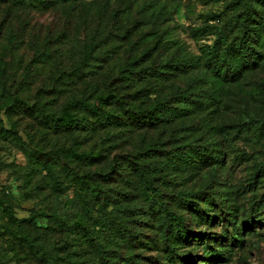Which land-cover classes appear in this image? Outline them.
<instances>
[{"label":"rangeland","instance_id":"1","mask_svg":"<svg viewBox=\"0 0 264 264\" xmlns=\"http://www.w3.org/2000/svg\"><path fill=\"white\" fill-rule=\"evenodd\" d=\"M86 1L85 19L68 5L0 6V124L16 132L0 134V264H264V68L225 82L203 64L219 31L238 34L247 0ZM85 24L103 43L80 57ZM148 65L166 73L146 85L128 72ZM76 66L69 91L61 72ZM55 77L57 108L72 93H113L124 108L183 109L164 127L103 129L81 143L101 153L86 180L96 195L82 201L67 178L53 188L40 162L52 156L71 172V135L3 108L10 92L49 99ZM143 84L149 98H132ZM184 91L203 104L176 102Z\"/></svg>","mask_w":264,"mask_h":264},{"label":"trees","instance_id":"2","mask_svg":"<svg viewBox=\"0 0 264 264\" xmlns=\"http://www.w3.org/2000/svg\"><path fill=\"white\" fill-rule=\"evenodd\" d=\"M91 4V2H87L86 0H0V6L6 5L12 10L16 9V12H23L25 9L44 11L51 8L55 9L58 5H68L66 6V9L69 10L68 13L71 14V10H77L79 11L78 15L84 19V15H87L89 10L87 6ZM241 6L243 10L241 14L242 18L238 25V34L229 38L230 36L224 28L223 31H219L215 42L203 51V64L209 68L214 78L221 79L225 82L238 81L244 72L264 68V0H247L241 4ZM64 7H62V9H64ZM85 28L83 39L78 41L76 46L77 50H75V53H79L80 57L100 50L103 43L102 39L95 38L93 34L94 29H91L86 24ZM1 37L2 35L0 34V39ZM66 38L71 40L70 36H66ZM51 53H53L52 50L48 52L47 56L53 59ZM182 65L189 66L190 64L187 63ZM162 66L163 68H167L171 66V64L168 62L162 64ZM78 69L79 67L76 66L73 69L70 68L68 72L60 73L61 78H63L66 73V81L64 80L62 83L68 87L66 89L69 91H71L69 88L71 87V83H74L72 75L77 79L80 78L79 74H75V71H79ZM128 72L139 80L146 79V85L150 82L151 78L153 79V77L158 74L166 73L163 71L157 72L153 66L149 65L141 68L137 72L132 70H128ZM144 74H147V76ZM85 75L87 74L85 73ZM134 77L130 79L134 80ZM57 79L56 77L53 79V84H51L52 86L50 87L53 94L51 96L49 95V99L43 100L40 93L36 92L34 100L31 102L27 98H22L16 95V93L12 94V92H10L9 95L6 96L7 100L4 102L3 108L6 109V113L8 114L18 111V115L34 121L33 123L43 129V132L49 131L54 134L62 132L71 135V157L68 160L71 163V172H68L69 170L59 165L52 156L40 162L41 167L49 173L53 188H56L55 185L58 186L62 184L66 181L65 178H67L71 185L77 187L74 194L78 195L79 199H82V201H87L88 195L90 197H95L96 195L95 186L90 185V182L86 180H91L94 175L100 174V171L91 172L90 168L95 163L100 162L99 157L101 153L98 151L97 154H95L93 143L84 148L80 147L81 143H90V141L94 139L96 133L103 131V129L105 134L109 135L110 129L112 128L123 130L126 127V130H133L153 128L160 125V127H164L171 121L170 117L174 116L175 109H183L180 108L181 105L180 107L170 106L169 108V105H167L165 101L149 104H145V102L142 101L138 105L136 104L132 105L130 108H124V103L121 102L122 99L117 96L118 94L114 95L113 93L107 95L97 93L94 95L96 99L92 101L87 97L76 96L72 93L69 94L67 99L57 108V104H55L56 101H53L59 99L57 93L61 92H57L54 89L58 84L55 83L58 82ZM160 79L164 81L162 77ZM136 83H139V81ZM146 85L143 84L140 88L135 89L131 94L132 98L144 97L148 99L151 93L149 92L150 94H148V96L143 93L146 89ZM62 91L66 90L62 89ZM186 94L187 92L184 91L176 96V102L185 103L186 101H191L192 99L186 100L188 98ZM192 101L197 103L198 106L203 104L200 100L193 99ZM143 106L146 107L142 108ZM120 109H122V112H120ZM260 128H264V122H261ZM10 132H12V134L16 133L13 129H4L0 124V134L7 135V133ZM211 152L212 150H208L207 148H204L203 151H197L198 155L199 153L205 155V153ZM185 156L190 157L192 154H186ZM212 159L216 160L215 158ZM82 166H84V169L79 171L82 174H79V172L77 173V170ZM107 173L108 172H104L103 174ZM5 204L6 202L0 198V208H2V210H6L7 207ZM176 219L177 226L181 227V234H186L187 231L184 229V220L182 217Z\"/></svg>","mask_w":264,"mask_h":264},{"label":"built area","instance_id":"3","mask_svg":"<svg viewBox=\"0 0 264 264\" xmlns=\"http://www.w3.org/2000/svg\"><path fill=\"white\" fill-rule=\"evenodd\" d=\"M1 192H6V193H7L8 190H7V189H3V188L1 187V185H0V193H1Z\"/></svg>","mask_w":264,"mask_h":264}]
</instances>
